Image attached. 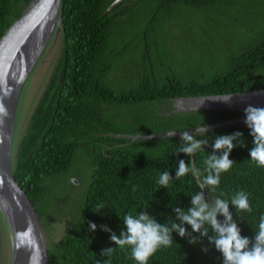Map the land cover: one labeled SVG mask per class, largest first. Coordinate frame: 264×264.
<instances>
[{
  "label": "trees",
  "instance_id": "obj_1",
  "mask_svg": "<svg viewBox=\"0 0 264 264\" xmlns=\"http://www.w3.org/2000/svg\"><path fill=\"white\" fill-rule=\"evenodd\" d=\"M115 1L62 0L63 41L59 61L32 114L27 133L16 150L15 146L13 149L14 177L32 202L40 223L51 212L52 203L47 202L54 199L51 182L60 177L68 181L78 149L85 150L91 159L92 174L81 193L79 204L73 207L74 219L60 240L46 242L47 263L96 264L100 261V264H105L109 258L101 255L102 251L116 248L111 264H136L131 258L130 248L120 249L110 239L112 233L119 236L126 230L123 216L146 212L157 223L170 227L173 221L180 223L174 209L192 207V195L196 192H203L208 203H212L215 197L230 201L231 196L241 190L250 194L251 213L238 212L231 204L229 211L241 229V235L254 238V229L264 214V167L251 161L249 152L253 147V137L247 126L234 125L195 135V138L206 139L208 143L203 146V151L190 157L178 152L184 142L176 137L133 142L109 134L180 132L237 117L238 113L227 111L170 114L172 99L263 90L264 18L260 23L256 22L254 30L246 27L244 34V24L241 23L246 11L236 9V6L244 4L242 0H126L108 10ZM31 2L0 0V40ZM198 8L205 10L206 21L215 24L212 31H218L219 27L238 26L234 43L219 49L224 53L223 61H195L184 68L174 67L170 64L168 48L165 47L163 53L152 55L154 49L163 47V40L156 31L154 35L158 37L150 38L149 30H146L143 31L146 34L143 38L141 77L126 89L108 81L116 60L119 61L132 44V41L127 42L128 38L137 34L134 28L137 26L138 30L146 25H139L138 17L132 16L133 11L143 13L150 10L148 29L175 26L184 29L183 9ZM195 26L199 28V24L195 23ZM125 106H136L132 111L133 126L137 125L138 117L134 116L140 112L144 115L138 121L139 126L126 129L130 132L121 128L126 122L112 116L115 112L117 117L119 109ZM237 131L243 133V144L234 141L237 146L229 156L234 164L228 172L221 174L217 188H200L202 177H193L190 173L176 179L180 160L186 164L194 161L203 174V162L213 152L215 138ZM165 171L172 181L168 187H161L157 180ZM71 183L74 186L73 180ZM73 188L77 190L76 186ZM100 204L104 207L97 212ZM218 219L224 218L218 216ZM90 223L97 226L95 231L89 228ZM0 224L7 233L1 213ZM101 226H106L111 232L104 231ZM185 227L188 235L181 237L173 231L172 246L160 248L148 264H223L222 254L209 243L208 237L193 233L188 225ZM212 235L214 233L210 230L209 236ZM189 236H195L197 242L190 244Z\"/></svg>",
  "mask_w": 264,
  "mask_h": 264
},
{
  "label": "water",
  "instance_id": "obj_2",
  "mask_svg": "<svg viewBox=\"0 0 264 264\" xmlns=\"http://www.w3.org/2000/svg\"><path fill=\"white\" fill-rule=\"evenodd\" d=\"M126 0H116L108 10ZM63 26L62 0H32L22 16L0 40V105L5 112L0 115V213L9 236L11 264H48L47 245L41 223L28 196L13 174L12 156L17 124V113L25 86L40 63L45 50ZM62 72L59 74L61 77ZM261 92V94H257ZM170 114L197 111H227L239 115L235 118L187 130L190 135L206 134L234 125L247 126L244 109L248 105L264 107V89L222 95L188 96L172 99ZM199 131L201 132H198ZM175 132L170 135V133ZM183 131H170L151 135H122L110 133L119 139L181 140ZM73 182L76 180L73 178ZM31 230L30 245L17 247V233Z\"/></svg>",
  "mask_w": 264,
  "mask_h": 264
},
{
  "label": "rangeland",
  "instance_id": "obj_3",
  "mask_svg": "<svg viewBox=\"0 0 264 264\" xmlns=\"http://www.w3.org/2000/svg\"><path fill=\"white\" fill-rule=\"evenodd\" d=\"M254 1L255 0H242L241 3L244 4L236 6V9H242L241 12L246 11V15L242 16L243 21L241 23L244 24L242 27L244 34H246V27H251V29L254 30L256 22L258 21L260 23L264 18L262 16L264 14V0H257L256 3ZM225 8L224 6L223 9ZM183 11H185V13H183L184 17L181 19L184 29H178L176 26L163 29H157V27L148 29L146 25L150 10L146 9L143 13H139L138 10L133 11L134 13H132V16L138 17L140 21L139 25H146L138 30L137 26L134 28V32L137 34L128 38L127 42L132 41V44H130L123 55L120 56L119 61L116 60V63L111 68L108 75V81L115 83L120 89H126L134 85L139 77H141L143 73L142 57L144 55L143 38L146 34L143 31L146 30H149L150 38L155 39L159 36L160 40H163V47L159 48V50L154 49L152 55L156 56L160 54L161 51L163 53L164 48H168L167 52L170 57V64L174 67L178 66L184 68L195 61L197 63H204L205 61L207 63L211 61H223L225 56L222 51L219 52V49L226 48L228 45L234 43L233 41L237 39L239 32L238 26L228 29H220L219 27L218 31H212L214 30L212 28H214L215 24H213V21H206V12L203 8L183 9ZM232 13H234V11H232ZM216 18L220 19L219 17ZM195 23L199 24V28L195 26ZM155 31L158 36L154 35ZM248 37H251V35H248ZM62 41L61 33L52 38L45 50V52H47H44V57L41 59L25 86L17 113V124L14 137L15 150L19 142L23 139V136L27 133L32 114L55 71L61 54ZM123 46L120 48V51ZM125 108L129 110L128 113H126L127 109ZM135 108L136 106H125L119 109L117 117L115 112L112 113L115 119L118 118L121 122H126V125L121 126V128L126 130L139 126L138 121L140 117L144 115H142L141 112L137 113L134 116H138L136 117L137 125L133 126L132 111ZM172 110L173 107L170 111L172 112ZM130 131L126 130V132ZM92 170L93 166L89 155L85 150L80 148L78 149L77 158L72 167L71 176L68 178V181L64 179V177H60L51 182V186L55 192L53 197L56 200L53 203L52 201L54 199H52V201L48 199L47 202L50 204L52 203L51 212H49V215H47L45 219L41 220V226L47 243H55L63 237L66 227L74 219L73 207L79 204L81 193L84 191V188L87 187ZM73 178L76 180V183L73 184L76 186L77 190L72 186L71 181ZM57 198H59V200H57ZM2 228V224H0V258L2 264H11L12 258L9 236L5 232V229L3 228V231Z\"/></svg>",
  "mask_w": 264,
  "mask_h": 264
},
{
  "label": "clouds",
  "instance_id": "obj_4",
  "mask_svg": "<svg viewBox=\"0 0 264 264\" xmlns=\"http://www.w3.org/2000/svg\"><path fill=\"white\" fill-rule=\"evenodd\" d=\"M261 94V92H257ZM5 110L0 105V115L4 114ZM246 117L244 123L250 130V135L253 137V147L250 149L249 155L251 161L255 162L259 167H264V107L248 105L244 109ZM2 123V121H0ZM198 132L199 131L198 129ZM175 132L170 133V135ZM181 139L184 146L178 148V152L194 156L198 151H203V146L208 143L206 139H197L190 135L188 131H183ZM234 141H239L243 144V133L235 132L231 135H219L215 138L212 145L213 152L208 154L204 159V171L196 167L194 161L185 163L184 160L179 161V167L176 171V179L184 177L189 173L193 177L201 176L200 188H209L214 190L220 184L221 174L228 172L234 161L229 158L232 150L237 146ZM217 153H220L217 155ZM172 177L167 171L161 172L157 183L161 187H168ZM224 194L221 193V196ZM249 195L245 191H237L228 199L215 197L212 203L205 201L203 192H196L192 195V207L187 210L179 207L175 208L176 219L180 223L171 222L170 227L167 224L157 223L154 218L146 212L136 214H125L123 222L125 225L124 231H121L117 236L112 233L111 241L120 249L125 247L130 248L131 258L136 264H148L149 259L162 247H171L173 238L171 233L177 232L181 237L188 235L185 225L191 227L193 233H199L203 237H208L209 243L214 245L215 249L222 254L223 264H264V214L259 217L258 225L254 229V238H249L241 235V229L234 221L232 213L229 211V205L234 206L238 212L253 211L250 205ZM104 205L97 206V212ZM218 216L224 219L219 220ZM96 225L89 224V228L95 231ZM104 231L111 232L106 226H101ZM214 235L209 236V231ZM17 247L30 245L32 242L31 230L17 233ZM197 238L189 236V243L195 244ZM116 248L104 249L101 255H106L109 259L105 264H111V257ZM207 251V249H203ZM96 264H100L97 261Z\"/></svg>",
  "mask_w": 264,
  "mask_h": 264
}]
</instances>
